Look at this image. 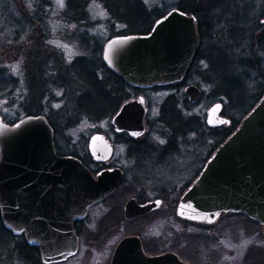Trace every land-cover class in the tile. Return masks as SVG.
Instances as JSON below:
<instances>
[{"label": "water", "instance_id": "water-1", "mask_svg": "<svg viewBox=\"0 0 264 264\" xmlns=\"http://www.w3.org/2000/svg\"><path fill=\"white\" fill-rule=\"evenodd\" d=\"M200 45L196 19L173 8L158 18L145 34L111 37L103 46L105 65L129 86L147 89L180 82L186 76ZM190 102L200 89L184 87ZM222 105L206 112L208 127L228 120L219 115ZM144 98L121 105L111 119L116 132L136 138L144 132ZM88 150L97 161L112 154L101 133L93 134ZM123 177L119 168L99 171L94 179L77 159L58 156L53 131L43 115L25 116L13 125L0 117V217L14 235L25 233L29 245L38 247L45 263L65 260L77 250L72 222L85 215L86 207L111 193ZM154 202L125 204L127 219L145 214ZM223 213H243L264 231V94L223 140L198 177L180 198L181 218L213 222ZM111 264H187L175 254L146 256L136 237L120 241Z\"/></svg>", "mask_w": 264, "mask_h": 264}, {"label": "rangeland", "instance_id": "rangeland-1", "mask_svg": "<svg viewBox=\"0 0 264 264\" xmlns=\"http://www.w3.org/2000/svg\"><path fill=\"white\" fill-rule=\"evenodd\" d=\"M143 1L148 7L163 10L174 8L178 0ZM65 4L66 0H0V69L5 68L8 76L11 75L20 80V63L17 58L18 56L22 58L18 49L24 42L32 46L35 42L45 41L67 64L81 55L82 49L79 44L82 32L89 36H96L95 38L101 41L107 19L101 10L103 8L101 4L92 2L87 6L90 27L77 31L70 29L69 25H64L59 16ZM31 8H46L47 17L42 24L33 22ZM197 79L194 76L192 80H188V83H193L191 81ZM21 88L20 83L11 85L6 90H0V116L4 122H14L23 117L20 108L23 99L21 100L18 93ZM55 90L57 93L51 95L50 105L45 113L57 125V133L54 134V145L57 151L60 154H69L74 151L83 158L86 155L89 156L88 140L94 133L99 132L110 140L114 148L109 166H118L124 173V178L116 190L104 201L92 206L86 220L76 226L79 244L77 253L65 262L57 264H109L115 244L123 236L134 233L133 229L128 228L129 226H123L120 230L117 227L114 228L117 221L123 218V206L126 200L135 195H143V199L163 196V212L166 206L174 208L180 190L206 161L215 140L212 136H207L204 144H199L195 142L197 139L195 132H189L184 138L175 142L173 151L168 150L166 147L168 139L163 135L159 116L161 103L167 95L177 93L176 89L163 87V89L135 91L129 100L142 96L147 112L144 117L145 131L138 139L133 140L131 145L142 143L141 152L139 157L133 158L127 153L130 145L123 142L124 137L128 138V136L125 133H116L110 124L111 119L101 122L80 119L72 125L64 124L65 117L70 112V105L68 100L64 99V94H60L62 91L56 88ZM207 95L208 90L205 88L204 95L190 110V113L201 116L203 122L205 112L213 102ZM49 108L50 111H48ZM89 167L93 171L98 170V167L93 164H89ZM152 216L138 222L140 230L136 233H140L143 238H148L149 234L163 235L162 239H159L158 235L156 239L155 235L154 239L149 238L146 243H158L156 249L159 251L174 250L189 264H264V239L260 238L262 229L244 215L222 216L213 226L198 227L201 233L199 235H205L204 237H192L188 244L172 246L173 248L170 246L171 240L183 236L182 230L185 231V236L193 234L190 230L192 226H188L187 229V225L183 226L174 219L171 221L170 217L163 214L161 231L158 227L159 217L152 218ZM197 234L195 231L194 235ZM14 239L8 242L9 245L6 244L0 248V264H25L14 252L16 242L19 241Z\"/></svg>", "mask_w": 264, "mask_h": 264}, {"label": "trees", "instance_id": "trees-1", "mask_svg": "<svg viewBox=\"0 0 264 264\" xmlns=\"http://www.w3.org/2000/svg\"><path fill=\"white\" fill-rule=\"evenodd\" d=\"M92 2H99L107 17L101 41L82 32L81 55L67 64L45 41L35 42L32 46L24 42L18 49L22 58H17L21 81L8 76L5 68L0 69V90L21 83L18 92L23 99L21 113L23 116L44 115L54 134L57 125L45 110L50 105L51 95L57 93L55 88L62 91L60 94H64L70 105L66 125L80 119L91 122L111 119L121 104L138 91L107 68L102 58L103 45L113 36L149 32L153 23L169 10L148 7L143 0H66L59 15L64 25H69L73 31L90 27L87 6ZM175 8L195 16L201 42L185 79L169 86L177 93L167 95L161 103L159 123L168 139V150L173 151L175 142L189 132H195V142L199 144H204L207 136L214 138L215 143L210 147L212 152L264 93V0H178ZM45 9H30L33 22L39 25L44 22ZM194 76L198 79L191 82L200 87L201 96L207 88V97L212 103H222V114L230 119L229 125L209 128L201 116L190 113L194 104L188 101L182 89ZM123 142L130 145L128 156L139 157L142 143L131 146L133 139L129 137H124ZM69 154L85 165L91 164L87 155L83 158L74 151ZM14 238L19 240L14 250L18 258L25 264H37L36 250L6 231L0 222V248L9 245Z\"/></svg>", "mask_w": 264, "mask_h": 264}, {"label": "flooded vegetation", "instance_id": "flooded-vegetation-1", "mask_svg": "<svg viewBox=\"0 0 264 264\" xmlns=\"http://www.w3.org/2000/svg\"><path fill=\"white\" fill-rule=\"evenodd\" d=\"M163 88V87H162ZM134 158V157H133ZM93 161V160H92ZM91 161V164H93V165H95L96 167H98V169H102V168H104V167H108V165H109V161L107 162V163H99V162H95V161H93L92 162ZM88 167H89V165H87ZM90 169V168H89ZM92 170V169H91ZM93 171V170H92ZM94 172V171H93ZM92 172V173H93ZM95 175V174H94ZM191 184V182H189V183H187L184 187H182V189L180 190V192H179V194H178V200H179V198L181 197V195H182V193L185 191V189L189 186ZM163 186V185H162ZM142 196L143 195H135V196H133V197H130V198H132V199H134L135 200V202L138 204V205H144V204H146V203H151V202H154V208L153 209H151L150 211H148V212H146L145 214H143V215H140V216H138V217H133V218H131V219H126L125 218V213H124V210H125V208H124V206H123V218H121V220H118L117 221V223L114 225V228H118V230H120L121 229V227H123V226H126V227H128V228H130V229H133L134 230V233H131V234H128V235H125V236H123L121 239H123V238H125V237H128V236H137L138 238H139V240H140V243H141V246H142V249H143V251H144V253H146L148 256H153V255H160V254H162V253H164V252H173V253H175V251L174 250H165V251H162V250H158V249H156L157 248V245H158V243H146V240H149V238H150V240H152V239H154V237H155V235L156 234H149V237L148 238H146V237H142L141 235H140V233H136L137 231H139L140 229H138V222H140V221H144V220H146V218L148 217V216H152L153 214H155V213H157V214H155V215H153L152 216V218H156V217H159V223H160V225L158 226L159 227V230H161L162 231V229L161 228H163V226H162V224H163V214L164 215H166V216H168V217H170V219L169 220H171V221H174V220H176L179 224H182L183 226H186L187 225V229H188V226L190 227V226H192V228L190 229V230H192L193 231V234H191V235H188V236H185L184 235V232L185 231H183L182 230V234H183V236H178L177 237V239H172L171 241V243H172V245H170L171 246V248H173L172 246H180V245H186V244H188L189 243V239L190 238H192V237H196V236H202V237H204L205 235H199V234H201L199 231H198V227H204V228H208V227H210V226H213V225H202V224H198V223H193V222H188V221H184V220H181V219H179V218H177V216H176V206H177V203H178V200H177V202H176V205H175V207L173 208V206H166L165 207V212H163V203H164V199H163V196H161L160 198H158V197H154V198H147V199H143L142 198ZM108 197V196H107ZM107 197H105V198H103L102 200H100L99 202H102V201H104ZM129 198V199H130ZM128 200V199H127ZM126 200V201H127ZM126 203V202H125ZM97 204H98V202H97ZM94 205H96V203H94V204H92V205H90L88 208H87V213H86V216L82 219V220H79V221H75L74 222V230H75V232H76V234H77V236H78V230H77V225L78 224H80V223H82V222H84L85 220H86V218L88 217V215H89V213H90V209H91V207L92 206H94ZM125 205V204H124ZM151 218V219H152ZM174 219V220H173ZM219 221V219L217 220V222ZM113 228V230H115ZM182 229V228H181ZM197 232L198 234L197 235H194V232ZM190 232V231H189ZM203 233V232H202ZM141 234H143V233H141ZM158 235V234H157ZM157 235H156V239H157ZM159 236V239H162L163 238V235L161 236V235H158ZM21 237H22V239H23V241L25 242V244H26V246L27 247H30V248H34L35 250H36V255H35V258H37V263H39V262H41L40 260H41V254H40V250H39V248L38 247H35V246H31V245H29L28 243H27V241H26V239H25V234L24 233H22V235H21ZM20 237V238H21ZM263 238L264 239V234H263V232L261 231V235H260V238ZM120 239V240H121ZM120 240L115 244V246L113 247V250H112V253H111V257H112V255H113V253H114V251H115V249H116V247H117V245L119 244V242H120ZM145 243L147 244V245H145ZM182 261H184V262H187V261H185V260H183L177 253H175ZM111 257H110V260H111ZM65 262V261H64ZM109 263H110V261H109ZM187 263H189V262H187ZM41 264H44V263H41ZM47 264H50V263H47ZM52 264H57V263H52Z\"/></svg>", "mask_w": 264, "mask_h": 264}, {"label": "snow or ice", "instance_id": "snow-or-ice-1", "mask_svg": "<svg viewBox=\"0 0 264 264\" xmlns=\"http://www.w3.org/2000/svg\"><path fill=\"white\" fill-rule=\"evenodd\" d=\"M161 143H163V141H161Z\"/></svg>", "mask_w": 264, "mask_h": 264}]
</instances>
